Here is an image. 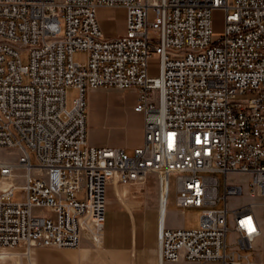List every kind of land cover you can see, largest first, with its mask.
Here are the masks:
<instances>
[{
    "label": "built area",
    "instance_id": "1",
    "mask_svg": "<svg viewBox=\"0 0 264 264\" xmlns=\"http://www.w3.org/2000/svg\"><path fill=\"white\" fill-rule=\"evenodd\" d=\"M103 7L126 10L124 35L106 37ZM215 11L225 13L217 36ZM99 88L136 91L145 141L133 153L89 144L88 95ZM0 149L19 152L0 160V260L36 264L37 248L85 239L102 247L108 188L127 210L121 198L154 174L167 184L160 264H254L236 254L264 252V0H0ZM230 173L250 174L262 202L230 211L229 197L243 194ZM172 179L176 206L202 211L198 228L166 225ZM19 180L24 201L13 199Z\"/></svg>",
    "mask_w": 264,
    "mask_h": 264
},
{
    "label": "rangeland",
    "instance_id": "2",
    "mask_svg": "<svg viewBox=\"0 0 264 264\" xmlns=\"http://www.w3.org/2000/svg\"><path fill=\"white\" fill-rule=\"evenodd\" d=\"M97 16L101 24L103 33L108 36L107 30L114 33H122L124 30L125 12L116 7L108 8L103 7L97 10ZM214 29L216 36L221 33L225 23V13L222 11H215L213 15ZM74 58L78 62H83L85 59L84 52H76ZM22 61L28 64V53L22 54ZM150 67L156 69L160 66V60L152 58L150 60ZM110 89V90H107ZM77 96V91L74 88H69L67 92L68 108H72L73 101ZM136 102L135 90H119L115 88H99L91 90L88 95V140L89 144L95 137L110 136L116 141L120 142L128 152H132L131 145L135 144L137 140L144 133L145 117L144 113L134 110V103ZM91 145V144H90ZM18 150L0 149V160H7L9 162H16L18 159ZM36 163L35 157L32 158ZM19 175L22 171L18 172ZM228 184L231 186L241 187L243 194L231 196L228 200V208L230 211L246 207L250 204H260L262 198L259 196L249 195V185L252 181L250 174L230 173L227 176ZM223 189L225 178L222 177ZM25 183L22 180L17 182L18 188L15 190L14 200L24 201L25 194L22 186ZM143 186V185H142ZM140 185H134L132 195L137 193L143 194V189ZM144 187V186H143ZM160 191V182L156 175L149 176L148 186L144 195L146 196L145 207L141 211L136 212L140 228L149 233L151 229L157 226L158 219V198ZM167 191V184H166ZM166 196V193H165ZM143 198V196H142ZM120 208L112 190L108 188L107 191V210L105 215V235L110 234L115 228L121 225ZM259 216H264V210L261 206L257 207ZM34 214L42 217L53 216V212L47 209H35ZM202 211L197 208H187L181 212V209L176 206V191L175 180L172 179L171 190L168 198L167 212H166V225L170 228H185L194 229L200 226V219ZM232 218H229L230 231L228 233L229 251L237 249V235L232 231L233 229ZM88 240V239H87ZM83 244H85L83 242ZM92 247V245H91ZM94 247V246H93ZM46 250L52 251H69L76 249L66 248H37L34 252ZM238 253L243 255L242 261L246 263V258L249 255V260L254 264H264V252L254 253L248 249L241 248L237 252L236 258L239 259ZM34 254V253H33ZM35 263V261L33 260ZM0 264H22V261L17 257H8L5 261L0 260ZM23 264H28L27 259L23 260ZM165 264H196L189 261L181 260L178 263L166 262Z\"/></svg>",
    "mask_w": 264,
    "mask_h": 264
},
{
    "label": "crops",
    "instance_id": "3",
    "mask_svg": "<svg viewBox=\"0 0 264 264\" xmlns=\"http://www.w3.org/2000/svg\"><path fill=\"white\" fill-rule=\"evenodd\" d=\"M125 12L124 30L122 33H114L109 30L108 38H116L124 35L127 31L126 18L127 13L124 8H118ZM110 90V89H107ZM137 103V93L136 102ZM145 141V132H142L141 137L131 147L133 153L135 149L142 147ZM95 147H113L122 148L120 142L111 138L110 136L95 137L90 143ZM126 150V149H125ZM127 151V150H126ZM128 152V151H127ZM147 183H138L136 185L142 186L143 194L137 193L132 195L131 198H121L123 204L133 215L131 217L128 211L117 200L120 208L122 209L121 225L115 228L109 235H105L104 244L100 248L93 247L91 241L85 239L83 246L80 249L69 251H37L32 255V259L36 264H160L159 254V198H158V219L157 226L153 227L149 233H145L139 226L137 211H141L146 204V196L144 192L148 186ZM113 192V189L110 188ZM134 190V188H133ZM160 190V197H164ZM114 194V192H113ZM115 196V195H114ZM143 196V198H142ZM127 197V194H125ZM164 199V198H163ZM182 212V211H181ZM92 245V247H91ZM3 258V257H2ZM6 259V256H5ZM5 261V260H1Z\"/></svg>",
    "mask_w": 264,
    "mask_h": 264
},
{
    "label": "bare ground",
    "instance_id": "4",
    "mask_svg": "<svg viewBox=\"0 0 264 264\" xmlns=\"http://www.w3.org/2000/svg\"><path fill=\"white\" fill-rule=\"evenodd\" d=\"M162 189V194H163V198H165V193H166V181L164 180L162 183H161V186H160V190Z\"/></svg>",
    "mask_w": 264,
    "mask_h": 264
}]
</instances>
